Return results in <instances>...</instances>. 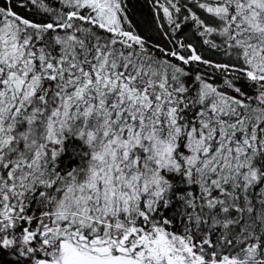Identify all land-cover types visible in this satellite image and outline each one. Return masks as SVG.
I'll use <instances>...</instances> for the list:
<instances>
[{
	"label": "snow or ice",
	"instance_id": "1",
	"mask_svg": "<svg viewBox=\"0 0 264 264\" xmlns=\"http://www.w3.org/2000/svg\"><path fill=\"white\" fill-rule=\"evenodd\" d=\"M0 264H264V0H0Z\"/></svg>",
	"mask_w": 264,
	"mask_h": 264
}]
</instances>
